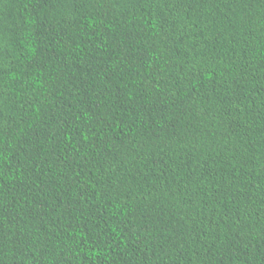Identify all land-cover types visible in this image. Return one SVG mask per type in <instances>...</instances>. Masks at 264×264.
I'll return each instance as SVG.
<instances>
[{
  "label": "trees",
  "instance_id": "obj_1",
  "mask_svg": "<svg viewBox=\"0 0 264 264\" xmlns=\"http://www.w3.org/2000/svg\"><path fill=\"white\" fill-rule=\"evenodd\" d=\"M0 264H264V0H0Z\"/></svg>",
  "mask_w": 264,
  "mask_h": 264
}]
</instances>
